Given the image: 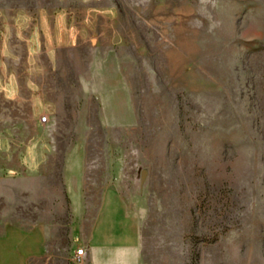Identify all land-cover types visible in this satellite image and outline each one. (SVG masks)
Here are the masks:
<instances>
[{
    "label": "rangeland",
    "instance_id": "374dc122",
    "mask_svg": "<svg viewBox=\"0 0 264 264\" xmlns=\"http://www.w3.org/2000/svg\"><path fill=\"white\" fill-rule=\"evenodd\" d=\"M58 5L0 0V231L66 247V173L141 264H264V0L73 3L67 39L21 13Z\"/></svg>",
    "mask_w": 264,
    "mask_h": 264
},
{
    "label": "crops",
    "instance_id": "0c3cea01",
    "mask_svg": "<svg viewBox=\"0 0 264 264\" xmlns=\"http://www.w3.org/2000/svg\"><path fill=\"white\" fill-rule=\"evenodd\" d=\"M55 8H40L37 15L21 12L26 19L37 22L39 29L63 28L67 39L71 15L83 7L70 4L93 2L96 0H57ZM50 36L55 38L53 32ZM63 39L61 41H63ZM56 41V40H55ZM53 41V42H55ZM58 43H62V42ZM59 204L64 199H70L71 222L68 225V241L61 248L56 240V233L65 226L56 217L44 222H35L29 226L9 223L0 231V264H79L74 261L76 248L84 249L80 264H141L140 248L135 235L119 226L121 214L114 207V200L106 199L102 207L90 216H85L82 207L81 194L72 198L68 190V175H62ZM75 194V193H74ZM58 198V197H57ZM61 206V205H60Z\"/></svg>",
    "mask_w": 264,
    "mask_h": 264
},
{
    "label": "built area",
    "instance_id": "2783aa9c",
    "mask_svg": "<svg viewBox=\"0 0 264 264\" xmlns=\"http://www.w3.org/2000/svg\"><path fill=\"white\" fill-rule=\"evenodd\" d=\"M47 121V117L42 116L41 118H39V123H45ZM84 249L82 247L76 248L75 252H74V261L76 263H81L83 260V253Z\"/></svg>",
    "mask_w": 264,
    "mask_h": 264
}]
</instances>
